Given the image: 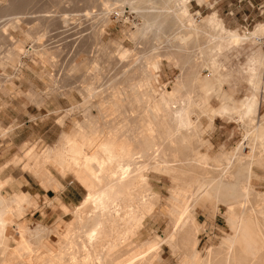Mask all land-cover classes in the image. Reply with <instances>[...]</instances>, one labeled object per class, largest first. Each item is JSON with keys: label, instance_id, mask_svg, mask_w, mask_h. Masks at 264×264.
Masks as SVG:
<instances>
[{"label": "bare ground", "instance_id": "bare-ground-1", "mask_svg": "<svg viewBox=\"0 0 264 264\" xmlns=\"http://www.w3.org/2000/svg\"><path fill=\"white\" fill-rule=\"evenodd\" d=\"M32 1L0 0V15H5L4 22L14 28H20V22L32 19L33 25L22 32L30 39V48L37 52L42 63L52 69L60 67L55 59L57 50L44 45V27L59 22L67 29L77 26L78 36L70 45L73 49L87 48L90 45L89 34L98 45L95 57L100 59L102 54L108 65L119 62L122 68L112 80L102 83L104 67L93 64L91 71L80 75L81 82L77 86L71 87L66 83L68 93L77 89L82 97L80 103H72L66 111L71 114L81 110L85 126L76 123L79 125L77 133L63 132L52 149L22 161L24 170L55 187L59 182L49 176L47 166L61 176L71 174L85 190L80 203L73 205V221L59 232L53 251L44 250L42 243V239L52 233L51 228H47V232L41 227L32 231L18 222L19 240L12 251L7 250L6 244L12 240L10 219H17L20 212L31 204V199L24 190L4 196L2 189L11 186L14 178L11 175L0 177V264H30L31 261L35 264H154V255L147 257V254L156 243L136 242L146 219L154 211V203L159 199L157 190L149 183L148 174L152 171L167 173L174 182L168 212L172 227L165 242L177 245L180 231L187 226H192L195 234L193 206L214 198L215 204L223 201L228 205L233 229V234H229L216 251L223 256L220 264H247L249 252L256 245L249 222L252 220L258 228L260 222L257 214L260 211L257 212L248 202L252 167L257 161L264 160V117L260 122L254 121V98L241 105L223 104L219 111L221 114L238 115L239 124L244 127L252 124L251 129L243 130V140H250L252 146L248 154L242 155L238 146L234 156L212 163L193 145L194 140L203 144L204 139L201 138V122L192 120V115H210L205 95L213 86L199 79L198 66L218 81L212 52L226 42L239 46L245 40L258 37L264 33V23L246 35H240L236 30H225L215 16L198 24L188 11L189 0H68V4L83 2L84 8L76 13L60 15H55L47 6L35 11ZM112 13L120 19H127L129 16L126 14L137 18L133 30L127 33L134 44L131 50H118L120 40L103 42L92 30L84 33L87 27L96 28L98 22L100 25L109 24ZM42 28L43 32L38 33ZM2 37L8 35L3 34ZM23 48L21 45L18 47L17 55L14 50L6 49L1 61H15L14 64L20 67L22 59L31 56L29 50ZM163 58L180 67L176 79L182 91L179 94L163 91L152 106L145 102V94L139 93V89L154 74L152 68L155 69ZM258 64V70L255 69L250 77L253 89L264 88V53L260 55ZM0 66L4 67L1 62ZM78 66L79 63L69 58L62 78L60 73H51L46 68L41 70L42 76L53 81L44 94L58 93L65 87L59 82L67 81L71 76L68 71ZM11 78V75L0 74V82L8 80L10 86L13 84ZM1 89L8 93V84H2ZM93 108L96 114L91 112ZM12 130L11 125L0 127L3 136ZM21 158L18 156L12 160L20 161ZM210 165H222L219 176L209 174ZM30 237L35 241L32 242ZM197 241L191 239L195 248ZM207 252L211 255L212 248ZM197 253L194 250L186 257L194 260ZM261 262L264 264V242Z\"/></svg>", "mask_w": 264, "mask_h": 264}, {"label": "rangeland", "instance_id": "rangeland-1", "mask_svg": "<svg viewBox=\"0 0 264 264\" xmlns=\"http://www.w3.org/2000/svg\"><path fill=\"white\" fill-rule=\"evenodd\" d=\"M31 5L35 11L47 6L48 9L53 10L55 15L68 12L76 13L84 8L83 2L68 4V0H33ZM187 8L189 13L193 14L196 23L200 24L206 18L215 16L225 30H236L240 35H246L248 32L254 31L258 24L264 23V0H189ZM126 16L129 17L120 19L119 16L112 13L109 24L101 23L100 25L98 22L95 25L98 29L94 27V30V28L87 27L84 33L92 30V33L96 34L103 42L112 43L116 39L120 40L118 50H131L134 44L129 40L127 33L133 30L134 23L138 22V20L136 17L133 19L134 15L132 14H126ZM4 17L6 18L5 15H0V57L8 48L14 50L17 55L20 45L24 47V50H29V54L31 53V56L22 59L23 64L20 67L14 64L15 61L11 62L6 59L1 61L0 59L1 64L4 66H0V74L11 75L13 82L11 86L8 80L0 82V127H8L10 125L13 127V130L4 136L0 133V177L11 175L14 178V183L11 186H6L1 192L4 196H9L17 191L24 190L31 199V204L18 215V221L15 218L10 219L9 226L12 240H9V243L7 242L6 248L8 251H12L19 240L16 229L18 222L25 224L28 228L30 227L29 229L32 231L37 227H41L47 232L49 231L47 228H51L52 233L49 236H45L42 239V243L44 250L53 251L59 232L69 222L73 221V207L83 199L85 190L71 174L61 176L47 166L49 176L56 178L59 182V186L55 187L50 182L35 177L30 171L24 170L22 161L24 158L31 157L34 154L46 153L59 142L63 132L77 133L79 125L84 124L85 118L81 110L71 114L66 111L72 103H80L82 101L77 89H72L71 93L67 92L66 83L71 87L77 86L81 82L80 75L91 71L90 68L93 64L104 67L103 71L105 73L102 83H105L112 80L113 75L120 71L122 65H119V62H113L108 65L106 57L102 54H100V59H97L95 54L98 45H96L94 39L90 38L89 34L87 36L90 45L87 48L83 50L78 48L80 51L73 49L70 45L71 41L78 36L76 33L77 26L67 29L61 23L53 22V24H48L49 26L46 25L44 27L47 32L43 28L38 32L42 33L44 30L46 33L44 45L50 49L57 50L55 59L58 60L60 67L52 69L49 65L41 62L36 51L31 50L30 39L25 37L22 32V30H27L29 26L33 25L32 19L22 21L19 24L20 28H14L10 25L8 26V22H4ZM2 24L5 25L2 26ZM3 34L8 35L7 39L1 38ZM245 41L239 46H232L226 42L212 52L214 70L218 74V81H215L212 74L203 67L198 66L197 68L199 79L209 82L212 84L209 85L213 87L205 95V102L210 115H202L201 113L192 115V120L201 122L203 130L201 138L204 139L203 144H198L194 140L193 145L197 151L199 150L205 154L212 163L214 160L222 159L223 161L225 157L234 156L238 146L242 155L243 153L248 154L252 146L250 140H246L247 142L243 140V130L251 129L253 127L252 124H250V127L247 126L249 124H245L244 127L239 124L241 123L239 116L229 117L227 114H221L219 111L223 104L232 102L235 105H241L246 100L254 98L256 104L254 109L256 112L255 114L253 113L254 121L260 122L264 117V88L253 89L250 84L251 73L255 69L258 70V59L264 53V33L254 39L251 38ZM93 50L94 53L92 52ZM69 58L74 59L80 66L73 69V71H68L71 76L67 81L59 82V85L65 87L61 88L58 93L46 96L44 91L47 86L53 84V81L46 79L45 77L47 76H42L41 70L46 68L51 73H60L62 78L63 73L66 72V64ZM16 68L17 70H15ZM179 71L180 67H177L172 60L161 59L156 68H152L154 74L139 89V93L145 94V102L154 106L160 94L166 90L179 94L182 91L176 79ZM260 71L263 73V69ZM2 84H8V93L2 91ZM136 100L140 101V99ZM198 103L200 104V100H198ZM94 110L96 109L93 108L91 112L96 114ZM207 116H210L211 119ZM76 123H79V125ZM88 129H86L87 132L90 131ZM18 156L22 157L20 159L21 162L12 160ZM221 166H208L209 174L219 176ZM148 179L149 183L157 190L159 199L154 203V211L150 215L152 217L149 216L146 219L136 240L137 244L156 243L154 249L156 252L158 247V252H153V249L148 252L147 257L154 255V264H206L207 262L220 264L223 256L222 254H217L216 251L224 243V239L229 234H233V229L229 222L228 205L223 201L215 204L217 201L214 198L202 204H195L193 206V215L197 232L194 234L192 226L185 227L187 233L186 231L184 232L185 229L180 231L177 245L171 246L164 239L172 227L168 212L171 207V189L174 186V182L169 174L159 171L150 172ZM249 187L250 198L248 205H252L257 212L260 211L257 213L260 222L258 224L259 228L252 220L249 222L256 238V245L249 252L247 264H262L264 242L262 240L264 239V229H262L264 228V160H259L253 165ZM260 224H263V227ZM257 228L260 232H258ZM188 232H190V235ZM259 233L262 237H260ZM183 239L186 241L184 242ZM191 239L198 240L196 248L193 247ZM30 240L32 242L35 241L32 237H30ZM209 248H212L213 251L211 255L207 252ZM194 250L198 252L196 259L187 258L186 255L191 254ZM207 258L210 261H207ZM20 264L22 263L20 262ZM30 264L35 263L31 261Z\"/></svg>", "mask_w": 264, "mask_h": 264}, {"label": "crops", "instance_id": "crops-1", "mask_svg": "<svg viewBox=\"0 0 264 264\" xmlns=\"http://www.w3.org/2000/svg\"><path fill=\"white\" fill-rule=\"evenodd\" d=\"M256 111H254L253 113L255 114ZM238 115H233V116H229V117H237ZM228 118V117H227Z\"/></svg>", "mask_w": 264, "mask_h": 264}]
</instances>
